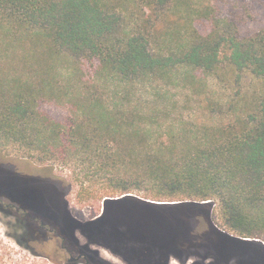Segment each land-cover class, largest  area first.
Listing matches in <instances>:
<instances>
[{
	"label": "trees",
	"instance_id": "obj_1",
	"mask_svg": "<svg viewBox=\"0 0 264 264\" xmlns=\"http://www.w3.org/2000/svg\"><path fill=\"white\" fill-rule=\"evenodd\" d=\"M192 3L0 0V27L6 33L15 31L14 41L40 42L50 58H65L74 65L97 61V75L120 82L119 86L160 80L202 86L191 75L196 71L220 80L222 74L230 75L237 85L244 77L264 83V24L253 19L264 8V0H214L212 9H194ZM183 9L192 16L190 35L185 33L175 47L161 45L155 32L161 15H175ZM136 10L159 13L156 19L147 18L150 26L143 30L134 23ZM193 17L206 20L209 31L195 28ZM104 88L88 83H22L19 79L4 83L0 79V149L38 165L69 168L80 185L79 197L103 201L106 211L109 199L129 194L147 204H214L227 237L244 244L249 242L245 239L264 237V93L243 110L231 103L234 120L226 126L175 134L166 131L157 110L130 107L123 98L113 101ZM47 99L69 102L67 124L41 108ZM217 105L210 102L211 112ZM91 178L104 182L99 197L87 186ZM14 217L23 234L42 231L25 214ZM130 217L126 216V233L120 231L121 212L103 211L94 226L107 231L117 244L136 237L134 232L141 229L142 224ZM75 224L86 231L91 223ZM135 225L136 229L130 227ZM149 229L143 225L142 231ZM148 239L143 236L144 241ZM209 254L211 264H232L225 251Z\"/></svg>",
	"mask_w": 264,
	"mask_h": 264
},
{
	"label": "rangeland",
	"instance_id": "obj_2",
	"mask_svg": "<svg viewBox=\"0 0 264 264\" xmlns=\"http://www.w3.org/2000/svg\"><path fill=\"white\" fill-rule=\"evenodd\" d=\"M192 1L194 9L215 8L214 0ZM158 13L159 10H148L145 14L136 10L134 23L138 28L149 29L147 18L156 19ZM253 19L264 24V8L254 13ZM191 23L192 16L188 17L184 9L175 15H161L155 28L160 44L175 47L183 42L182 36L191 33ZM193 24L204 33L210 29V24L199 17H193ZM250 27H255L254 22ZM14 38H17L15 31L6 33L0 27V79L4 83L19 79L22 83H88L99 90L105 86V95L113 101L123 98L130 107L152 113L157 110L161 122L166 124V131L175 134L226 126L234 120V114L229 110L231 103L243 110L264 93V83L250 77H244L237 85L230 75L222 74L220 80L216 76L205 77L199 71L191 75L202 86L163 80L119 86L117 83L120 82L97 75V61L70 64L65 58H50L40 47V42L33 43L27 38L14 41ZM211 101L218 104L213 108L215 112L210 110ZM41 108L65 124L71 116L70 104L65 100L47 99ZM87 181L90 191L101 196L104 182L92 178ZM79 192L80 185L74 182L69 168L38 165L14 152L0 149L2 206L15 211L8 207L14 205L27 212L28 220L39 218L49 230L57 232V236L45 230L37 234L27 232L23 240L24 234L16 226L15 217L7 209L5 212L0 210V264H51L47 258L55 264H68L70 258L83 254L85 259L74 264H211L209 252L216 251H225L232 264H264V237L246 239L249 240L247 244L227 237L217 205L196 202H182L178 207L171 202L151 205L132 195L109 199L106 211L103 201H83ZM103 211L121 212L124 221L121 232L126 233L128 215H132L130 219L135 224H142L141 229L130 226L136 229V237L115 244L107 231L94 226ZM149 212L152 215L149 216ZM76 221L83 225L91 223L89 230L77 228ZM143 225L152 229L145 233ZM143 236L149 238L148 241H144Z\"/></svg>",
	"mask_w": 264,
	"mask_h": 264
},
{
	"label": "flooded vegetation",
	"instance_id": "obj_3",
	"mask_svg": "<svg viewBox=\"0 0 264 264\" xmlns=\"http://www.w3.org/2000/svg\"><path fill=\"white\" fill-rule=\"evenodd\" d=\"M7 208H5L4 206H2V205H0V210L2 211V212H5V210H6ZM14 209V208H13ZM7 211H8V213H11L12 215H14V216H24V214H25V216H28V214L27 213H21V212H19L20 210H18V209H15V211L14 210H8L7 209ZM21 213V214H20ZM26 218V217H25ZM27 220H28V218H27ZM28 222L29 223H31V224H33V226L35 227L36 226V224H38V226L42 229V230H45L46 232H48V233H50L51 235H56L57 236V232L55 231V229H53V230H49L47 227H46V224L44 223V221L43 220H40L39 218H32V217H30L29 218V220H28ZM58 238V237H57ZM62 249H65L64 247H62ZM79 257H80V259L78 260V261H67V263L68 264H74V263H77V262H80V261H82L83 259H85V255L83 254V255H79Z\"/></svg>",
	"mask_w": 264,
	"mask_h": 264
},
{
	"label": "water",
	"instance_id": "obj_4",
	"mask_svg": "<svg viewBox=\"0 0 264 264\" xmlns=\"http://www.w3.org/2000/svg\"><path fill=\"white\" fill-rule=\"evenodd\" d=\"M123 197H133L132 195H126V196H123ZM144 201V200H143ZM145 202H148V203H151V204H155V205H166L167 203H158V202H153V201H145ZM173 204H178V203H173ZM206 204V203H204ZM245 241H249V240H246ZM80 259V257H77V258H70L68 261H78Z\"/></svg>",
	"mask_w": 264,
	"mask_h": 264
}]
</instances>
